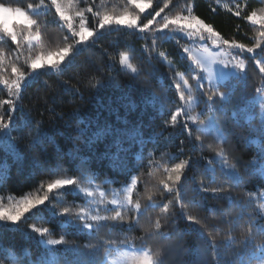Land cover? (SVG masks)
<instances>
[{
	"label": "trees",
	"instance_id": "16d2710c",
	"mask_svg": "<svg viewBox=\"0 0 264 264\" xmlns=\"http://www.w3.org/2000/svg\"><path fill=\"white\" fill-rule=\"evenodd\" d=\"M140 3L145 8L140 26L160 7L165 11L156 17L157 27L164 15L191 8L223 39L248 47L260 41V25L244 17L264 12V0H172L167 7V0ZM0 4L27 11L37 21L31 31L41 37L38 44L21 40L19 47L7 36L0 40V81L15 79L13 65L29 74L19 96L0 83V101L16 104L14 110L0 104V115L13 117L10 133L0 131V205L8 208L43 196L49 182L80 181L81 169L87 170L82 183L54 189L50 202L26 212L19 224L0 222V264H104L117 251L148 252L153 264H259L264 259V120L253 101L264 94V42L254 53L238 49L251 65L244 76L214 86L184 55L192 42L171 29H99L97 12L138 13L129 0H61L76 30L81 22L77 12L95 30L83 43H77L50 0L35 11L28 5H40V0ZM237 5L240 16L235 15ZM69 45L73 50L58 69L31 72L28 65L36 55ZM220 92L227 99L215 95ZM210 116L223 140L199 125ZM181 162L185 168L175 182L173 169ZM132 180L133 203H113L114 194H125ZM201 185L225 191H204ZM116 211L123 220L105 219ZM81 212L86 220L75 218ZM189 214L200 223L188 221ZM87 222L92 229L85 227ZM32 225L48 228L51 235L42 236ZM61 238L67 243H47Z\"/></svg>",
	"mask_w": 264,
	"mask_h": 264
},
{
	"label": "snow or ice",
	"instance_id": "6c2138e0",
	"mask_svg": "<svg viewBox=\"0 0 264 264\" xmlns=\"http://www.w3.org/2000/svg\"><path fill=\"white\" fill-rule=\"evenodd\" d=\"M45 0H40V5H28L29 9H32L33 11L36 10V8L42 6L44 4ZM131 4H133L137 9H139V12H122L119 15L111 14L105 12L102 16H100V13H96V15L99 17L98 19V27L99 29H104L106 25H117V26H126L129 29L137 28L139 27V31L143 33L145 30L152 31L154 28L156 31H166V30H174L179 31L182 33H186L188 36L192 35H200L203 37L205 33L207 35L211 36L217 43L221 45H228L233 49H240L241 51H247L248 53H254L257 48L261 47V42H264V12H261L258 16V13L256 11H252L250 14L246 15L244 18L251 21L253 24H259L260 25V31H259V37L260 41L255 43L253 46L248 47L241 43H236L234 41H229L227 39H223L220 36L219 32H215L211 25L206 24L203 20L200 18L191 15L192 9L189 8L188 12L189 15H183V14H177L174 16H168L164 15L162 17V21L159 23L158 27L156 25V17H161V13L165 11L164 7H160L158 11H155L152 18L147 19L145 23H143L142 26L139 25L140 20V13H143L145 11V8L142 3H140V0H129ZM172 0H167V3L165 4V7H167V4H170ZM148 3H151V0H148ZM50 7H54L56 13L59 15V18L67 24V28L71 31L72 36L77 38V43H83L87 41L89 36H92L94 33V29H89L85 26L84 23V17L83 13L77 12L76 15L80 17V25L79 30H76L73 26L72 17L69 15L68 11L64 6L61 4V0H50ZM88 11H92L91 8L88 9ZM4 14H12L13 16L17 17V19L12 20L11 22ZM236 16H240L241 12L239 10V5H237V11L235 12ZM37 21L33 19L27 11H25L22 7H10L6 6L4 4H0V40L4 38V36H7L10 38L12 42H14L17 47L20 46L21 40H24L27 44L31 45L33 42H36L37 44L40 43L41 37L39 33H33L31 31V26L36 25ZM19 30V31H18ZM23 31H27V35H23ZM73 50V46L69 45L66 48H63L55 53L49 52L47 54L41 53L39 55H36L34 59L31 60V63L28 65V67L31 69V72H37L38 69L48 66L52 69H58L60 67V64L64 61L65 56ZM262 52H264V49H261ZM184 51H188L187 49H184ZM125 59H127L125 57ZM2 63V61H0ZM198 66H203L202 62L200 60L196 61ZM223 66L225 68H229V65L231 64V67L236 70H243L245 68V62L243 60H235L234 63L231 61H221ZM261 63V71L264 72V61ZM209 74L211 76L212 70L211 68L208 69ZM12 72L15 75V79L9 81L7 79H4L0 81V83H3L4 85H7L9 87L10 93L12 96H19L20 90L22 87V82L25 81V78L28 73L21 71L19 68H17L15 65L12 66ZM234 75H238V72H235ZM215 95H219L221 99H227V96L225 93L220 92L216 93ZM181 98H183V92L181 93ZM211 99V96L209 97ZM0 104H7L10 106L11 109H15L16 104L15 101L12 99L0 101ZM172 121H175L177 119L176 115H173L171 117ZM195 119V118H193ZM13 123V117L9 115L7 119H5L4 115H0V131H6L10 133V125ZM203 123V121H201ZM12 139H15V137H12ZM36 142H39V130L37 133V136L35 137ZM228 141L225 140V144H227ZM219 155L221 158H224L225 156V150L223 148L219 149ZM228 164L229 169L236 173L238 170L236 169L235 165L231 164L228 161H225ZM186 162L177 163L175 165V168L173 171L175 172V182H180L181 175L183 174V170L185 168ZM87 174L86 169H81L80 175L81 180L77 181L73 178H67V179H55L51 182H49L46 186V190L44 192L43 196H38L34 199H23L18 204H15L14 206H9L8 208H5L3 205H0V222L3 223H11V224H19L21 221V218L24 216L26 212L29 210L36 208L38 205H45L46 202H50L49 193H52L54 189L59 190L62 188H65L66 186H76L79 183L83 182V177ZM169 180H172L173 177L169 176ZM234 179L236 180L235 186L239 187V176H235ZM132 187L128 188V196H127V203L132 204V190L136 186L135 180L131 181ZM165 187H168L167 184H165ZM183 188V185H181ZM204 191H211L213 193L218 192H224L225 189L222 187H216V188H208L203 185H201ZM169 191L171 189L169 188ZM88 195H92V193H88ZM149 200H151V195H149ZM54 199V197H53ZM113 203H116V201H113ZM193 206H195V201H192ZM53 208H56V204H52ZM64 214H71V209L67 206H61ZM135 207L139 209L141 205L139 203L135 204ZM165 210H167V205H164ZM77 220L85 219L86 220V214L83 212L79 213L75 217ZM101 219L98 216H92L91 220H99ZM105 219H120L123 220L124 217L122 216L120 211H116L115 215L112 217H106ZM188 221H193L195 223H200L198 219L192 214H189L187 216ZM140 221L136 220L135 224L139 225ZM85 227L88 229L93 228V224L90 222H87L85 224ZM156 227L159 228V223L156 224ZM32 228L35 232L40 233L42 236L45 234L51 235L49 233L48 228H38L35 227V225H32ZM145 230L147 232H151V227L146 226ZM244 238L247 240L249 238L248 231L246 230L244 233ZM47 243L49 245H61L67 243L63 238L61 239H48ZM213 243H215V239L213 238ZM138 264H153L152 259L149 257L148 252L143 253L142 259L139 260Z\"/></svg>",
	"mask_w": 264,
	"mask_h": 264
},
{
	"label": "rangeland",
	"instance_id": "374dc122",
	"mask_svg": "<svg viewBox=\"0 0 264 264\" xmlns=\"http://www.w3.org/2000/svg\"><path fill=\"white\" fill-rule=\"evenodd\" d=\"M4 15L9 19L10 22L14 19H17V17L13 16L12 14ZM183 15H189V12H186ZM171 31L172 33H177L192 42L188 47H186L188 51H184V55L188 56L195 65H197V60L202 62L203 66H199V68L204 72L207 82L214 86L225 84L234 77L244 76L251 67L249 60L245 57L244 53L238 54V48L233 49L228 45H221L217 43L211 36L207 35V33H205L202 37L200 35L188 36L186 33L174 30ZM125 57L128 58L129 56L126 55ZM237 59L243 60L245 62V68L243 70L233 69L231 64L229 65V68H225L221 63V61H231L234 63ZM126 61L127 59H125V62ZM209 68L212 70L211 76L208 71ZM235 72H238V75H234ZM253 101L260 107L261 117L264 120V94H258L253 99ZM199 125L203 131L211 133L218 140H223L222 131L212 116L208 117L205 121H203V123H199ZM127 190L128 188L123 190L125 192L123 195H121V191L116 192L112 201H116L115 204L119 206H121V203L123 205L127 203ZM143 253L144 252L142 251H133L129 253L117 251L111 256H108L104 264H138L139 260L143 257ZM259 264H264V259H261Z\"/></svg>",
	"mask_w": 264,
	"mask_h": 264
}]
</instances>
